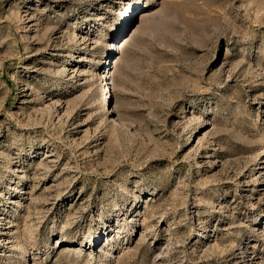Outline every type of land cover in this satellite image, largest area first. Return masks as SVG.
<instances>
[{"label":"rangeland","instance_id":"1","mask_svg":"<svg viewBox=\"0 0 264 264\" xmlns=\"http://www.w3.org/2000/svg\"><path fill=\"white\" fill-rule=\"evenodd\" d=\"M0 264H264V0H0Z\"/></svg>","mask_w":264,"mask_h":264},{"label":"bare ground","instance_id":"2","mask_svg":"<svg viewBox=\"0 0 264 264\" xmlns=\"http://www.w3.org/2000/svg\"><path fill=\"white\" fill-rule=\"evenodd\" d=\"M132 7H130V8H128V9H131ZM125 15V12L124 13H122V16H124ZM114 48V47H113Z\"/></svg>","mask_w":264,"mask_h":264}]
</instances>
